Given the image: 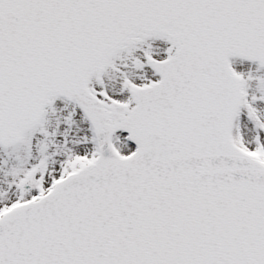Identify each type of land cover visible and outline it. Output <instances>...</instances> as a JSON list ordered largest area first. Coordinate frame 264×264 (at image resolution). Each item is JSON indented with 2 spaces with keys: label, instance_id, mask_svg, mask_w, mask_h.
<instances>
[{
  "label": "snow or ice",
  "instance_id": "1",
  "mask_svg": "<svg viewBox=\"0 0 264 264\" xmlns=\"http://www.w3.org/2000/svg\"><path fill=\"white\" fill-rule=\"evenodd\" d=\"M0 264H264V0H0Z\"/></svg>",
  "mask_w": 264,
  "mask_h": 264
}]
</instances>
